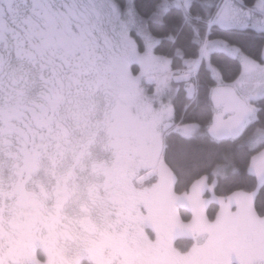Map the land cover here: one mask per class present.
Here are the masks:
<instances>
[{"label": "rangeland", "instance_id": "374dc122", "mask_svg": "<svg viewBox=\"0 0 264 264\" xmlns=\"http://www.w3.org/2000/svg\"><path fill=\"white\" fill-rule=\"evenodd\" d=\"M134 1L126 0V7L122 9L116 0H108L111 26L107 30L97 31L91 44V54L85 63V74L67 81L68 98L73 102L78 100V103L83 100L79 104L72 103V111L90 121L100 117L99 110H106V125L101 128L103 135L100 137L97 135L98 129H91L88 124L83 123L79 128L85 127L86 130H72V145L60 147L62 141L55 135L54 147L50 143L44 147L45 153L53 149L57 155L58 151L59 154L62 152L61 148L70 152L67 157L66 154H61L59 160L54 155V160L56 164H61L58 170L60 175H65L70 167H76L75 171L78 170L82 175L80 179L84 182L82 186L87 187L86 191L80 188L76 191H79L83 202L88 197L87 189L97 188L101 198L98 202L103 205L98 209L99 221H92V218L85 217L81 211H63L65 189L62 185L55 187L56 203L54 211L49 213L55 215L56 221L68 227H74L83 219L82 227L85 231L100 238L109 236L112 241L114 239L116 249L122 248V251L130 253L133 264H182L187 253L193 255L207 247L212 248V245L222 240L227 241V246L234 253L226 264H263L264 216L255 213L254 202L257 190L264 184V147L253 156L249 168V173L257 178V190L240 191L230 196H218L215 193L216 181L211 182L208 177L197 180L187 192L176 193V177L163 163L162 154L166 133L173 128L186 138H192L201 132L198 124L174 126L172 83L186 84L188 95L196 97L198 89L192 87V82L197 83L199 66L204 62L209 66L219 87L234 88L247 103V115L251 120L250 117H255V101L264 97V62L255 61L240 48L224 40L206 39L198 60L188 63L186 69L170 71L169 61L155 55V47L160 40L149 36L139 24L133 8ZM189 2L190 0H177L175 5L186 10ZM168 6L165 2L161 12L166 11ZM259 14L264 21V12ZM132 30L144 41L143 51L132 37ZM101 43V53L95 55L96 45ZM220 45L235 50L237 54ZM213 53L239 58L242 74L236 82L225 84L219 72L210 66L209 60ZM134 66L138 68L137 71L133 70ZM36 81L32 89L34 96L44 91L43 83L38 84ZM65 97L66 94L64 97L57 96L56 107L62 103V108L66 106ZM221 108L223 107L218 108L216 113L225 116L226 113ZM17 123L19 122L12 125L16 126ZM260 132L264 134L263 129H257L253 133ZM83 140L87 141L81 143ZM224 169V166L218 167L214 171V177H220ZM66 179L69 180L70 177ZM152 179L156 182L147 184ZM123 189L126 190L127 203L132 198L135 201L141 197L145 199L138 204V211L124 210L118 216V209L121 207L118 192ZM139 191L141 196L135 194ZM211 204L219 206L214 221L207 218ZM30 206L34 216L37 212L30 223L38 227V221L45 219L43 204L32 199ZM87 207V204L81 206ZM182 207H187L192 213L189 221L182 219ZM46 217L50 218L48 214ZM180 238L194 241L186 254L175 247L176 240Z\"/></svg>", "mask_w": 264, "mask_h": 264}, {"label": "flooded vegetation", "instance_id": "af4514ba", "mask_svg": "<svg viewBox=\"0 0 264 264\" xmlns=\"http://www.w3.org/2000/svg\"><path fill=\"white\" fill-rule=\"evenodd\" d=\"M102 46L96 45L95 55L101 53ZM91 47V44L71 49L50 46L24 28L15 34L9 31V36L0 39V49L5 50L0 51V264H133L131 254L116 249L114 239L85 231L83 219L68 227L49 213L56 203L55 187L62 185L63 211H81L92 221H99L98 209L102 204L98 202L101 198L97 188H88V197L83 202L76 190L85 192L87 187L82 186L84 182L79 171H75L77 168H68L65 178L58 172L61 164H56L54 155L59 160L61 154L67 157L70 152L63 148L57 155L53 149L44 152L49 143L54 147L55 135L62 141L60 147L72 145V130H86L79 128L83 123L98 129L100 137L104 133L101 128L106 125V110L98 108L100 117L88 121L71 110L72 103L83 100L73 102L66 93L68 79L85 74ZM35 81L42 82L44 87L38 96L32 93ZM65 94L66 106L62 108V103L56 107L57 96ZM14 122L19 123L14 126ZM32 199L42 202L46 212L38 227L30 223L37 214L33 215ZM82 204L88 207L81 208ZM227 244L222 240L193 255L184 253L182 264H226L234 254Z\"/></svg>", "mask_w": 264, "mask_h": 264}, {"label": "trees", "instance_id": "16d2710c", "mask_svg": "<svg viewBox=\"0 0 264 264\" xmlns=\"http://www.w3.org/2000/svg\"><path fill=\"white\" fill-rule=\"evenodd\" d=\"M176 1L135 0L133 4L139 24L145 28L149 36L160 40L155 47V55L169 61L170 71L186 69L188 63L198 60L206 39L207 41L224 40L240 48L244 54L255 61L264 62V31L237 27L223 29L216 24V17L226 0H192L186 10L177 7ZM116 2L125 9L126 0H116ZM165 2L169 6L166 7V11L161 12ZM239 2L246 8H252L258 0H239ZM131 35L143 51L144 41L135 30H132ZM209 63L219 72L225 84L236 82L242 74V65L238 58L235 59L223 53H213ZM133 70L137 71L138 68L134 66ZM197 78L196 84L195 81L192 82V87L195 86L198 89L196 97L188 95L189 89L186 84L172 83L174 93L171 105L175 112L174 126L198 124L201 127V132L192 138L184 137L174 128L166 133L162 161L176 177L175 192L178 194L187 192L197 180L203 177H208L211 182L216 181L215 193L218 196L257 190V178L249 173V168L253 156L264 145L250 148L245 146L243 141L255 130H264V97L255 101L256 117L250 125L246 126L243 133L230 141L219 142L208 134L212 126V118L217 114L218 109L211 102L212 92L218 87L217 81L204 62L200 63ZM221 166L225 167V171L220 174V177L215 178L214 171ZM155 182L152 179L147 184ZM125 191L123 189L122 192H118L121 205L118 216H121L124 210H130V212L137 210L138 204L145 199L141 197L135 201L132 198V201L127 203ZM135 194L142 195L140 191ZM146 202L149 204L148 201ZM254 208L257 215L264 216V184L257 190ZM218 211L219 206L211 204L207 214L208 220L214 221ZM180 215L184 221L192 218V213L187 207L180 209ZM133 218L136 219L135 216ZM151 232H149L150 235H152ZM193 243L191 239L180 238L176 240L175 247L187 253Z\"/></svg>", "mask_w": 264, "mask_h": 264}, {"label": "snow or ice", "instance_id": "6c2138e0", "mask_svg": "<svg viewBox=\"0 0 264 264\" xmlns=\"http://www.w3.org/2000/svg\"><path fill=\"white\" fill-rule=\"evenodd\" d=\"M250 20L226 13L220 23L233 26ZM111 24L108 0H0V39L24 28L50 46L71 49L92 44L97 31Z\"/></svg>", "mask_w": 264, "mask_h": 264}, {"label": "water", "instance_id": "95a60500", "mask_svg": "<svg viewBox=\"0 0 264 264\" xmlns=\"http://www.w3.org/2000/svg\"><path fill=\"white\" fill-rule=\"evenodd\" d=\"M211 102L214 107L224 106L226 112L232 116L225 119L215 115L208 131L209 136L219 142L237 138L246 127L247 103L230 86L215 88L211 95Z\"/></svg>", "mask_w": 264, "mask_h": 264}, {"label": "crops", "instance_id": "0c3cea01", "mask_svg": "<svg viewBox=\"0 0 264 264\" xmlns=\"http://www.w3.org/2000/svg\"><path fill=\"white\" fill-rule=\"evenodd\" d=\"M191 1L189 2L187 8L190 6ZM264 12V0H258L257 4L252 7V8H246L244 7L239 0H226V2L224 3V6L222 7V9L220 10L219 14L216 17V24L218 25V23H220L219 18L221 19V17L223 15L227 14H234V15H238L240 17H247V16H251V20L247 23H241L238 25H233L235 26L234 28H241V29H247V28H254L255 30L258 31H264V21L262 20V16H260L259 13ZM220 23V27L223 29H230L232 28V26H224ZM209 46V45H208ZM219 46V45H218ZM215 47H217V45H215ZM220 47H223L220 45ZM224 48V47H223ZM227 49V51H232L233 53L237 54V52L234 50H230L228 48H224ZM239 59V58H238ZM204 60V59H203ZM208 62V61H206ZM256 117V114H255ZM255 117H250V119H248V123L250 124V122L252 123L255 119ZM253 120V121H252ZM243 144L245 146H248L250 148H257L260 147L261 145H264V134L263 133H253L251 135H249L244 141Z\"/></svg>", "mask_w": 264, "mask_h": 264}]
</instances>
